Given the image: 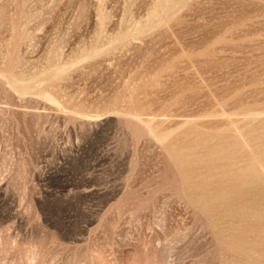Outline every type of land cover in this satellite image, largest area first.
Instances as JSON below:
<instances>
[{
    "label": "rangeland",
    "instance_id": "374dc122",
    "mask_svg": "<svg viewBox=\"0 0 264 264\" xmlns=\"http://www.w3.org/2000/svg\"><path fill=\"white\" fill-rule=\"evenodd\" d=\"M263 159L264 0H0V264H264Z\"/></svg>",
    "mask_w": 264,
    "mask_h": 264
},
{
    "label": "bare ground",
    "instance_id": "6f19581e",
    "mask_svg": "<svg viewBox=\"0 0 264 264\" xmlns=\"http://www.w3.org/2000/svg\"><path fill=\"white\" fill-rule=\"evenodd\" d=\"M262 160V159H261ZM264 160V159H263ZM253 163V162H252ZM254 163H255V161H254ZM257 163V162H256ZM253 165L254 164H252V167H253ZM256 166H255V169L256 170H258L259 172H260V174H262V177H264V163H263V165L261 164V163H258V164H255ZM252 169V168H251ZM255 175H256V173H254ZM243 175V174H242ZM254 176V175H253ZM252 176V177H253ZM253 178H255V177H253ZM257 178V177H256ZM253 200V199H252ZM253 204V203H252Z\"/></svg>",
    "mask_w": 264,
    "mask_h": 264
}]
</instances>
